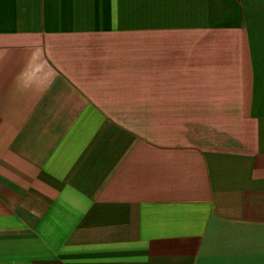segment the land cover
Masks as SVG:
<instances>
[{
    "label": "crops",
    "instance_id": "0c3cea01",
    "mask_svg": "<svg viewBox=\"0 0 264 264\" xmlns=\"http://www.w3.org/2000/svg\"><path fill=\"white\" fill-rule=\"evenodd\" d=\"M0 264H264V0H0Z\"/></svg>",
    "mask_w": 264,
    "mask_h": 264
}]
</instances>
